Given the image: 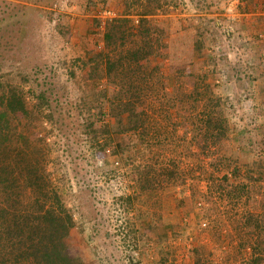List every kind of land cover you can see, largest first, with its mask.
<instances>
[{
  "label": "rangeland",
  "instance_id": "374dc122",
  "mask_svg": "<svg viewBox=\"0 0 264 264\" xmlns=\"http://www.w3.org/2000/svg\"><path fill=\"white\" fill-rule=\"evenodd\" d=\"M140 1L0 0V10L6 2L20 7L9 8L7 34L28 26L26 39L3 48L0 75L10 72L31 104L49 87L65 106L61 128L45 121L38 133L50 144L49 178L75 214L67 252L86 264H251L264 238L255 225L257 218L264 224V93L257 94L264 52L255 50L264 29L253 23L264 0H160L162 7L146 16L137 13L148 0ZM13 14L25 22L14 25ZM124 16L150 26L157 49L135 76L143 88L134 100L142 124L139 132H124L129 151L122 155L112 141L122 126L106 113L108 104L102 119L110 132L98 138L87 124L95 119L100 131L105 123L82 110L98 87L114 93L120 84L98 80L81 60L99 55L107 22ZM246 65L255 85L237 80ZM144 162L158 169L151 173L154 189L141 190L132 174Z\"/></svg>",
  "mask_w": 264,
  "mask_h": 264
},
{
  "label": "trees",
  "instance_id": "16d2710c",
  "mask_svg": "<svg viewBox=\"0 0 264 264\" xmlns=\"http://www.w3.org/2000/svg\"><path fill=\"white\" fill-rule=\"evenodd\" d=\"M34 1L52 5L56 0ZM139 3L142 2L139 0ZM5 5L7 8L0 10L3 13L0 15V56L4 53L3 48L13 50V46L25 38L24 33H27L28 29V26L25 29L20 26V35L7 34L9 27L3 29L2 26L6 25L7 16L11 13L10 9L19 10L20 7L12 6L9 2ZM142 7L143 9L141 8L137 13L139 16L154 15L162 5L160 0H148V3L142 4ZM13 16L14 25L25 22V19L20 20L17 14ZM98 22L99 20L96 25ZM152 32L150 26L136 25L131 17L114 18L107 22L103 31L105 46L99 55H94L92 59L85 61L78 58L83 62L82 66L90 65L98 80L106 77L109 83L120 84L114 93L98 87L93 92L94 103L88 108L84 104L82 110L91 111L90 117L100 115L101 121L106 113L111 112L112 116H116V125L122 128L113 129L115 135L112 141L116 142L122 155L129 151V141L123 140L124 132L127 130L139 132L142 124L141 114L135 107L134 100L142 95L143 88L137 81L135 82V76L141 73L142 62L148 61L156 53L157 39L155 41ZM75 60L72 63L76 62ZM249 69L250 67L246 65L245 69L237 71V80L248 78L255 85L256 80L250 75ZM1 72L0 264H86L76 255L67 252L65 238L76 225L75 214L67 206L60 187L49 178L47 152L50 151V144L46 137H40L38 133L39 127L45 121L51 120L61 128L63 117L60 116L63 113L61 108L64 109L65 106L60 104L58 97L53 98V88L49 87H41L35 103L31 104L24 89L14 85L8 78L11 73ZM72 74L75 72L72 71ZM37 85L44 86V83ZM206 89L210 91V86L207 85ZM106 104L110 111L107 110L105 113L103 106ZM95 109L98 110L97 113L93 111ZM66 111L69 115L72 114L70 110ZM94 123L95 119H92L91 123L87 124L88 134L98 138V133L101 131L110 132V128L107 129L109 123L104 122L105 125H101L100 131L95 129ZM106 125L107 127L104 128ZM217 126L220 128L217 129L218 134L224 135L226 126L223 122L217 121ZM93 139L95 137H91V141ZM103 149L106 148L101 144L99 150ZM134 167L136 168L132 170V174L141 190L154 189L151 173L157 172L156 166L144 162ZM118 199L130 203L133 195H122ZM255 225L260 229L264 228V224L258 218L255 220ZM131 229L134 230L131 227L130 231ZM262 242L264 238L259 237L256 244L259 253H256L251 264L264 262Z\"/></svg>",
  "mask_w": 264,
  "mask_h": 264
},
{
  "label": "crops",
  "instance_id": "0c3cea01",
  "mask_svg": "<svg viewBox=\"0 0 264 264\" xmlns=\"http://www.w3.org/2000/svg\"><path fill=\"white\" fill-rule=\"evenodd\" d=\"M263 13L261 15H255L256 17H253L254 18L253 23H255V27H257V28L264 29V14ZM249 27L250 26H245L246 29H248ZM253 27L254 26H252V28ZM260 42H261V44L260 45H256L255 50L258 51V52L260 51L262 53V52H264V39L263 40H260ZM255 59L257 60V62L259 60L258 63L261 62V60L259 59V57L258 58H255ZM257 65L261 66V64H257ZM261 67H263V74H261L258 78L262 79V81L264 83V66H261ZM262 86H264V84L259 85V82H258L257 94H263L264 93V87H262Z\"/></svg>",
  "mask_w": 264,
  "mask_h": 264
},
{
  "label": "built area",
  "instance_id": "2783aa9c",
  "mask_svg": "<svg viewBox=\"0 0 264 264\" xmlns=\"http://www.w3.org/2000/svg\"><path fill=\"white\" fill-rule=\"evenodd\" d=\"M111 19H112V18H111ZM259 37L264 38V34H263V33H260V34H259Z\"/></svg>",
  "mask_w": 264,
  "mask_h": 264
}]
</instances>
